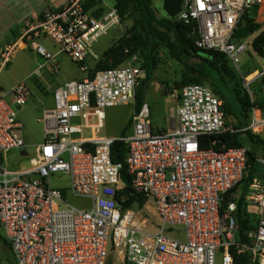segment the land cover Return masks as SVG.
<instances>
[{"label":"built area","instance_id":"obj_1","mask_svg":"<svg viewBox=\"0 0 264 264\" xmlns=\"http://www.w3.org/2000/svg\"><path fill=\"white\" fill-rule=\"evenodd\" d=\"M89 1L93 0H70L26 21L18 40L1 49L3 67L20 44L25 46L24 40L45 35L59 54L68 55L87 72L88 58L99 59L93 44L121 28L115 7L96 16L85 8ZM254 9L259 15L264 0H183L177 16L191 28L199 49L227 56L252 103L256 102L252 83L264 77V66L255 75L243 74L248 43L236 38V32ZM32 45L44 59L36 74H59L57 54L41 43ZM144 76L139 57L132 55L122 66L100 70L92 79L57 87L54 106L44 108L40 118L44 142L31 167L19 170L3 166L5 155L25 143L17 133L22 127L17 113L0 91V228L16 264H107L111 256L121 264H233L232 248L264 264V178L257 176L244 195L247 204L259 209L255 228L246 233L248 241L238 239V198L233 191L247 176L248 149L201 145L203 136L263 134V110L253 106L249 125L236 129L226 124L222 101L213 91L191 84L178 93L174 127L154 131L149 104L136 109V92ZM8 94L21 105L30 88L21 82ZM125 105L134 107L131 132L120 138L100 136L104 109ZM118 140L127 146L124 162L114 160L112 146ZM257 161L264 168V154ZM124 168L129 186L121 179ZM55 174L69 176L70 193L91 200V208L70 204L63 189L52 187ZM127 187L152 201L159 218L155 230L142 227L140 212L126 207L129 196L122 190Z\"/></svg>","mask_w":264,"mask_h":264},{"label":"trees","instance_id":"obj_2","mask_svg":"<svg viewBox=\"0 0 264 264\" xmlns=\"http://www.w3.org/2000/svg\"><path fill=\"white\" fill-rule=\"evenodd\" d=\"M99 3V0L89 1L85 8L92 11L94 15L100 16L104 9L99 7ZM114 7L119 13L121 24L125 25V30L102 54L95 63L92 72L88 71V77L92 79L100 70L120 67L128 57L137 55L145 73V77L141 80L136 92L137 111L144 103V92L152 81L154 72L160 64L165 62L163 55L181 65L180 79L175 82V89L180 91L184 86L191 84L209 87L222 101L227 125L230 124L227 117L232 115L236 118L235 128H245L250 123L253 106L264 108L262 99L257 97L255 103L250 101L243 88L241 75L225 54L213 50H201L196 46L195 37L190 35L191 28L177 20V16L183 7V0H165L164 9L168 16L164 18H159L156 15L153 0H114ZM256 33L257 36L251 41L252 47L255 54L264 58V26L257 23L253 15L244 17L236 32V38L244 39ZM186 54L191 57H202V63L199 65L189 64L185 59ZM251 73L253 72L244 73V75L248 76ZM260 79L264 83V77ZM238 111L242 113L244 120L239 119ZM128 127H131V120ZM201 139L203 148L213 146L216 150H222L224 147H245L248 149L247 176L233 191L235 193L239 188L243 190L242 196L237 200L236 219L239 225L237 238L248 241L246 233L255 228L257 218L249 212L244 195L257 176L264 178V168L257 161L259 156L264 154V138L253 134L251 131H245L203 136ZM112 152L114 154L117 152L121 162H124L128 153L127 146L123 141L118 140L113 144ZM123 172L128 173L126 168L123 169ZM122 192L129 196L126 207L136 211L143 209L147 202L145 197L137 193L132 194L128 187L124 188ZM230 199L229 194L224 206L228 204ZM0 242L7 255V261L12 263V258L15 259L11 246L1 232V228ZM231 254L234 259L233 264H257L252 261L249 254H238L234 248L231 249ZM0 264H2L1 259Z\"/></svg>","mask_w":264,"mask_h":264},{"label":"rangeland","instance_id":"obj_3","mask_svg":"<svg viewBox=\"0 0 264 264\" xmlns=\"http://www.w3.org/2000/svg\"><path fill=\"white\" fill-rule=\"evenodd\" d=\"M67 0H0V50L6 40L11 39V28L21 24L25 19L32 21L37 16H31L33 13H42L48 4H54L59 7ZM112 3L114 0H108ZM165 0H153V8L159 18L167 17V12L164 9ZM39 13V14H40ZM255 16V21L264 26V9L258 15L255 9L250 13ZM30 16V17H29ZM25 21V22H26ZM125 30V25L121 24V28L112 29L107 35L100 38V41L94 45V51L102 54L111 45L113 36L119 37ZM257 36L250 35L246 38L248 43V51L242 57V71L244 73L253 72L250 75H255L257 70H261L264 66V58L255 54L252 47V40ZM8 38V39H7ZM118 39V38H117ZM115 39L113 43L117 40ZM16 40V39H15ZM33 42L41 43L52 54H57L56 62L59 63L60 73L53 75L47 71H43L40 75L36 74V69L44 62V59L37 54L33 49ZM25 46L17 47L9 63L0 71V91L5 92L4 100L17 113L18 121L21 128L17 130L20 138L24 140L25 147L12 150L4 157L3 166L8 170L27 169L31 167V159L36 157L37 147L44 142V124L40 120L43 115V107H51L52 94L57 86L64 84L67 81L77 80L86 72H82L80 67L72 61L66 54L58 53V46L53 40L45 35H41L32 41L24 40ZM9 44V41H7ZM6 44V45H7ZM165 62L160 64L154 72L153 79L146 89V97L149 102L154 104L155 112L153 117L154 126L170 129L173 120L169 108L174 106L179 90L175 89V82L180 79L181 65L166 55H163ZM3 59L0 55V66ZM93 67L89 70L92 72ZM26 82L30 88V95L23 104H17L14 96L8 94L9 91L18 83ZM252 90L257 99L264 101V83L261 79H257L252 83ZM264 113V108H262ZM133 107L119 106L104 109L103 127L99 132L100 136H111L120 138L123 135L131 132V127H128L132 115ZM239 119L244 120L241 112H237ZM230 124H236V118L232 115L227 117ZM238 120V119H237ZM51 185L54 188L64 190L66 200L79 208L90 209L92 202L89 199L75 197L70 193L69 183L70 178L65 174H55L50 179ZM242 188L235 192V197L238 199L242 196ZM248 210L258 212V207L254 204L247 205ZM140 221L138 223L149 229L150 226L155 227L159 218L154 209L152 201L144 205L141 212L138 214ZM151 229V228H150ZM182 229V228H179ZM2 232V230H1ZM3 233V232H2ZM180 238H184L180 236ZM3 252L1 256L2 264H16L12 258V263L7 261V255ZM4 262V263H3ZM14 262V263H13ZM107 264H121L115 261L113 256L109 257ZM220 264V263H219Z\"/></svg>","mask_w":264,"mask_h":264},{"label":"crops","instance_id":"obj_4","mask_svg":"<svg viewBox=\"0 0 264 264\" xmlns=\"http://www.w3.org/2000/svg\"><path fill=\"white\" fill-rule=\"evenodd\" d=\"M70 0H67L66 2H64L62 5H60L59 7H55V5L54 4H48L47 5V7L43 10V11H41L42 13L44 12V11H46V10H48V9H51V10H56V9H60V8H62L67 2H69ZM99 7L100 8H102V9H104V12L105 11H107V10H109L110 8H112V7H114V1L112 2V3H110V1H108V0H99ZM40 12H38V13H33L31 16H40L42 13H40ZM30 17V16H29ZM27 19H25V20H23L22 22H21V24H19V25H15L13 28H11V39L10 40H6V43H4L3 44V46L2 47H4L6 44H7V41H9V43H11V42H14V41H17L18 40V38L20 37V35L22 34V27L24 26V24H25V21H26ZM118 38V37H117ZM117 38H115L114 36H113V41L115 40V39H117ZM8 39V38H7ZM16 39V40H15ZM244 39H246V38H244ZM100 41V39L97 41V42H95L94 44H93V47H94V45L96 44V43H98ZM113 41H112V43H111V45L113 44ZM110 45V46H111ZM19 46H23L22 44H20ZM109 46V47H110ZM24 47V46H23ZM92 47V50H93V53L98 57V58H100L101 56H102V54L106 51H104L102 54H98V53H96L95 51H94V48ZM108 47V48H109ZM107 48V49H108ZM1 51V50H0ZM99 60V59H98ZM98 60H96V59H94L93 57H89L88 58V60H87V65L89 66V69H91L92 67H93V64H95ZM242 64V63H241ZM263 67V66H262ZM4 67H3V64L0 66V71L3 69ZM38 69V68H37ZM36 69V70H37ZM241 69H242V65H241ZM89 71V70H88ZM88 71L86 72V74H83L81 77H79L77 80H71V81H67V82H65V83H68V82H77V81H82V80H84V79H86V78H89L88 77ZM257 71H259V70H257ZM256 71V72H257ZM243 72V71H242ZM243 74H244V72H243ZM145 77V76H144ZM64 83V84H65ZM63 85V84H62ZM59 86H61V85H59ZM59 86H57V87H59ZM148 88V87H147ZM56 89V88H55ZM145 92H146V90H145ZM145 92H144V103H148L149 104V107H150V113H151V121H152V125H153V129H154V131H158V130H161V129H163V130H170L171 128H173L174 127V125L176 124V122L175 123H173L172 124V126H171V128L170 129H164V128H160V127H156V126H154V122H153V117H154V112H155V107H154V104H152L151 102H149L148 100H147V97H146V94H145ZM175 104H174V106H172V107H170L169 108V111H170V113H171V116L172 117H175V113H176V108H177V106H178V96H177V99H176V101H173ZM54 106V100H53V94H52V105H51V107H46V106H44L43 107V109L44 108H52ZM125 106H128V105H125ZM132 107H133V105H132ZM133 110H134V107H133ZM132 114H133V111H132ZM132 119V115H131V118H130V120ZM174 120V119H173ZM81 122H85L84 120H81ZM100 132V131H99ZM260 136H262L263 138H264V133L263 134H261ZM108 137H111V136H108ZM114 138H116V137H114ZM32 160V159H31ZM150 200H147V202H149ZM147 202H146V204H147ZM155 209V208H154ZM156 211V210H155ZM139 212H141V211H139ZM249 212H251L252 214H254L255 215V217L257 218V213L256 212H252V211H250L249 210ZM156 214H157V212H156ZM158 216V215H157ZM140 221V220H139ZM157 226V225H156ZM156 226L155 227H152V226H150V228L148 229V230H151V231H153V230H155V228H156ZM256 226V225H255ZM3 255V252H1V249H0V258H1V256ZM4 263V262H3Z\"/></svg>","mask_w":264,"mask_h":264},{"label":"water","instance_id":"obj_5","mask_svg":"<svg viewBox=\"0 0 264 264\" xmlns=\"http://www.w3.org/2000/svg\"><path fill=\"white\" fill-rule=\"evenodd\" d=\"M204 56V55H203ZM185 59L189 62V64H201L202 63V57H191L189 54H186L185 55ZM120 156L119 154L116 152L114 154V160L115 161H120ZM121 179L122 181L127 185L129 186L130 185V179L128 177V175L125 173V172H122L121 173ZM132 194H134V192H132Z\"/></svg>","mask_w":264,"mask_h":264}]
</instances>
